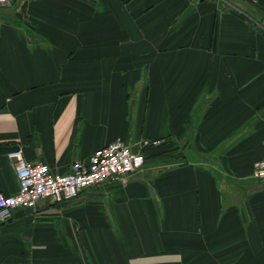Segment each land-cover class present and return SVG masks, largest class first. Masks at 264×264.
<instances>
[{"label":"crops","instance_id":"1","mask_svg":"<svg viewBox=\"0 0 264 264\" xmlns=\"http://www.w3.org/2000/svg\"><path fill=\"white\" fill-rule=\"evenodd\" d=\"M116 139L141 168L15 208L0 264H264V0L0 7V192L10 150L66 173Z\"/></svg>","mask_w":264,"mask_h":264},{"label":"built area","instance_id":"2","mask_svg":"<svg viewBox=\"0 0 264 264\" xmlns=\"http://www.w3.org/2000/svg\"><path fill=\"white\" fill-rule=\"evenodd\" d=\"M14 0H0V7ZM161 140L144 141V145H158ZM18 188L13 194L0 192V223L9 219L15 208H33L41 199L54 202L70 201L85 188L117 182L141 168L144 157L121 139L95 150L86 160H76L66 173L53 172L42 162H28L21 148L6 153ZM252 176L264 181V158L252 164Z\"/></svg>","mask_w":264,"mask_h":264},{"label":"trees","instance_id":"3","mask_svg":"<svg viewBox=\"0 0 264 264\" xmlns=\"http://www.w3.org/2000/svg\"><path fill=\"white\" fill-rule=\"evenodd\" d=\"M161 143H162V142H161ZM161 143H160V144H161ZM160 144H158V145H160ZM150 146H157V145H150ZM143 157H144V155H143Z\"/></svg>","mask_w":264,"mask_h":264}]
</instances>
